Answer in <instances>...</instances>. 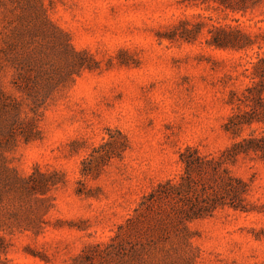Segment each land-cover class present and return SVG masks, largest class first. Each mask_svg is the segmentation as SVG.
Segmentation results:
<instances>
[{
  "label": "rangeland",
  "instance_id": "obj_1",
  "mask_svg": "<svg viewBox=\"0 0 264 264\" xmlns=\"http://www.w3.org/2000/svg\"><path fill=\"white\" fill-rule=\"evenodd\" d=\"M178 1L0 0V236L10 244L0 264H264L255 155L228 166L249 186V212L227 207L185 225L180 204L141 206L180 181L187 148L220 157L231 147L233 93L240 102L264 90V0L246 13ZM185 20L205 23L198 39H167ZM213 26L240 27L253 45L216 49ZM57 27L85 68L68 66ZM37 91L48 94L38 108ZM106 143L111 158L85 165Z\"/></svg>",
  "mask_w": 264,
  "mask_h": 264
},
{
  "label": "trees",
  "instance_id": "obj_2",
  "mask_svg": "<svg viewBox=\"0 0 264 264\" xmlns=\"http://www.w3.org/2000/svg\"><path fill=\"white\" fill-rule=\"evenodd\" d=\"M33 1V0H32ZM213 2L218 8L231 10L234 13H246L250 8H255L261 4L262 0H179L180 5L186 7H200L203 4ZM43 12H45V7ZM198 18L204 19L199 15ZM48 21V20H47ZM47 24L43 22L41 28ZM205 23L203 21L192 24L189 21H183L180 26L176 27L174 31L166 36L169 40H177L181 38L187 42H195L201 35ZM58 36L54 40L63 50L62 55L66 62L69 60L73 66L71 69L77 68L81 70L85 68L82 62L81 52L72 49L70 45L69 35L56 28ZM45 32V30L43 31ZM212 35L209 45L220 50H245L253 45L252 37L244 32L240 27H218L213 26L210 32ZM69 51L72 54V59L69 57ZM65 62V64H66ZM68 64V62H67ZM66 64V66H67ZM255 66V64L252 63ZM69 66V64H68ZM64 74L65 70L59 69L58 76ZM56 81L50 78L48 80V88L55 85ZM59 85V84H57ZM264 86V82L259 85ZM37 91L30 92V98L34 99L32 105L36 108L45 103L42 102V97H47ZM236 94H232L231 105L234 106L235 111L226 123L225 130L229 133L234 142L220 157L202 155L197 149L187 148L180 155V161L184 165V173L180 181L175 182L169 180L160 184L152 193H150L142 202V209L150 211L151 208L165 203L180 204V209H174V212L179 211L182 215L181 219L187 225L188 223L202 220L213 216L219 209L227 207L233 208L236 211L249 212L246 202V195L249 186L241 179L236 178L228 168L229 164L235 163L243 156H257L264 161V90L255 88L247 89L244 98L238 102ZM40 104H37V103ZM245 106V110L242 109ZM251 130L247 136L243 134ZM261 131V132H260ZM26 137V136H25ZM29 137L25 140L28 142ZM108 143L100 146L91 155V158L84 162L85 165L92 164L94 160L110 159V152L100 154ZM99 155V156H96ZM7 171L9 167H6ZM84 175L92 174V170L84 169ZM20 182H31L33 177L26 179L19 177ZM37 192V190H35ZM7 245V247H6ZM10 244H6L5 237L0 236V252L5 251Z\"/></svg>",
  "mask_w": 264,
  "mask_h": 264
}]
</instances>
